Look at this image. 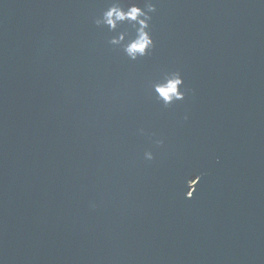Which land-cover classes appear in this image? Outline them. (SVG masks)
I'll use <instances>...</instances> for the list:
<instances>
[{
    "label": "water",
    "instance_id": "obj_1",
    "mask_svg": "<svg viewBox=\"0 0 264 264\" xmlns=\"http://www.w3.org/2000/svg\"><path fill=\"white\" fill-rule=\"evenodd\" d=\"M0 264H264V0H0Z\"/></svg>",
    "mask_w": 264,
    "mask_h": 264
},
{
    "label": "clouds",
    "instance_id": "obj_2",
    "mask_svg": "<svg viewBox=\"0 0 264 264\" xmlns=\"http://www.w3.org/2000/svg\"><path fill=\"white\" fill-rule=\"evenodd\" d=\"M149 11L155 10V5H148ZM131 19L139 22L141 27L139 29V34L136 40H134L130 45L127 46L126 51L132 57H135L137 53L144 54L146 48L152 45V40L150 35L145 31L147 26V21L150 19L148 13L141 8L138 4H130L127 11H125L118 4H113L108 9L103 12V18L96 21L97 24L105 23L109 26L114 27L117 21ZM117 42V41H113ZM181 79L177 76L173 81H171L167 86L162 87L160 91L163 93L165 99L170 98V94L176 96L177 98L181 97V93L177 90L178 85L181 83ZM191 198V197H189Z\"/></svg>",
    "mask_w": 264,
    "mask_h": 264
}]
</instances>
